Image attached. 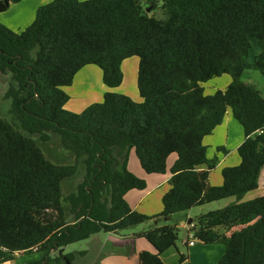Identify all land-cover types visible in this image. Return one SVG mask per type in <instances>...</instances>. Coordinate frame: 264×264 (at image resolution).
<instances>
[{"label": "trees", "instance_id": "1", "mask_svg": "<svg viewBox=\"0 0 264 264\" xmlns=\"http://www.w3.org/2000/svg\"><path fill=\"white\" fill-rule=\"evenodd\" d=\"M21 1L0 0V14ZM252 38L259 52L249 63ZM129 57L138 58L140 103L108 91L81 113L65 109L63 88L79 70L95 65L103 84L116 88ZM251 71L264 77V0H52L21 32L0 24V75L11 76L4 98L13 119L0 117V264L17 254L35 255L24 264H68L67 245L146 223L137 237L155 252H139L138 263L164 264L160 255L178 240L177 224H166L173 215L258 187L264 96L243 81ZM223 74L227 87L204 95L202 83ZM228 113L243 131L239 164L224 167L222 184L211 186L217 158L203 140ZM55 134L73 162L52 163L34 139ZM131 151L146 174H165L176 155L157 215L125 200L146 187L127 170ZM189 233L199 244L224 245L217 264H264V196L202 214ZM186 260L179 254L178 264Z\"/></svg>", "mask_w": 264, "mask_h": 264}, {"label": "rangeland", "instance_id": "2", "mask_svg": "<svg viewBox=\"0 0 264 264\" xmlns=\"http://www.w3.org/2000/svg\"><path fill=\"white\" fill-rule=\"evenodd\" d=\"M24 4L21 6H14L11 8V12H7L8 14H2L6 19H15L16 22H12L10 24L7 21H4V18L0 19V24L7 27L8 29L14 32H21L26 27H28L32 21L34 20L36 10L52 0H24ZM43 5H38V4ZM15 5V4H14ZM12 6V5H11ZM17 9H25V13L22 14L23 17L19 19ZM145 11L149 16H152L156 19H162L163 15L160 9H154L150 12L149 7L145 8ZM15 12V15H13ZM0 14V17L2 16ZM30 20V21H29ZM22 21V22H21ZM6 22V23H5ZM28 22V23H27ZM251 49L249 52L248 62L252 63L254 58L258 55L259 48L257 42L254 38L250 39ZM137 68H138V58L137 57H129L124 59L121 62L120 69L123 75L122 83L116 88L108 89L102 82V75L100 69L95 65H87L84 66L81 70L77 72L75 75L73 82L70 86H66L63 88L64 92L68 95L69 100L65 106V109L72 113H81L84 109H86L89 105L93 103H100L102 101L103 95L110 91L116 94L125 95L129 97L134 102H141V98L138 94L137 90ZM10 74L0 75V117L12 121V116L9 113L11 104L8 99L4 98L6 93L8 83L10 81ZM243 81L252 84L255 86L262 95L264 96V77L258 73L251 71L248 77H243ZM231 78L229 75L223 74L221 76L213 77L206 82L202 83L203 93L204 95H212L216 90H224L227 85L230 83ZM230 119V122H225L214 132L213 136L208 135L204 138L203 144L207 147V156L211 159L216 157L217 159H222V152L216 150V144H222L225 146L227 151H231L234 146L238 143L240 139L243 140V131L241 126L238 124L236 120L233 119L232 115H227ZM216 127V128H217ZM215 128V129H216ZM40 146L42 153L44 156L55 164H65L73 162V154L68 150H65L60 143V137L58 135H51L49 141L42 142L38 139V137H34ZM222 148V147H221ZM172 155L171 157H174ZM237 156L236 152L232 154V156L228 157V160L222 165L218 166L217 169L212 172V182L217 178L221 180V170L228 165H231L233 158L235 159ZM141 170L139 162L133 151L129 153L128 161H127V170L130 172H137V170ZM144 173V172H143ZM155 177H160L155 176ZM80 178H77L73 181H67L64 185L65 193L73 191L76 189V185L80 182ZM254 191V190H253ZM249 191V192H253ZM264 195V187L256 193L257 196ZM235 198V197H231ZM231 203V200H219L214 201L212 203L206 204L202 207H194L192 211L189 213V217L186 220L192 219L195 220L196 217L200 216L203 213H207L210 211L218 210L224 208L228 204ZM155 211V210H154ZM161 212V211H160ZM187 212H182L173 215L170 220L166 222L168 225L177 224L178 226V240L176 242V246L183 249V253L186 254V247L182 244L183 240L189 239L193 241L195 244H199L197 241L192 240L191 234L189 233L190 226H186L185 228H180L179 226V218H185ZM159 225H163V223H159ZM151 226V223H146L143 225L135 226L133 228L123 230L124 233H128L131 230H141L143 227ZM112 245V241L109 238V235L101 232L89 237V239L82 240L79 242H75L64 247L63 254H70V261L68 264H103V260H107L106 254L109 252V247ZM57 253L53 252L50 254L51 257H55ZM35 255H23L17 254L15 256V260L6 264H24L28 259L34 257ZM127 263V262H126ZM202 264V263H201Z\"/></svg>", "mask_w": 264, "mask_h": 264}, {"label": "crops", "instance_id": "3", "mask_svg": "<svg viewBox=\"0 0 264 264\" xmlns=\"http://www.w3.org/2000/svg\"><path fill=\"white\" fill-rule=\"evenodd\" d=\"M24 2L25 1L22 0L20 3L10 6L7 12H11V10H13L11 9L13 6L14 8L16 6H21V4H24ZM38 5H43V4H41L40 2V4ZM17 11H18L19 19H21L23 17L22 14L25 13V9H17ZM7 12L5 14H8ZM13 15H15V12ZM1 18H4L3 15L0 17V19ZM4 21H7V23L10 24L12 22H16L17 20L15 19L10 20L9 18L8 19L4 18ZM229 114L230 113H228L227 115ZM227 115L223 120L221 126L223 125V123L227 121L230 122V119ZM218 127L221 128L220 126ZM218 127L214 129L211 136L215 134L214 132L218 130ZM242 141L243 140L240 139L236 144V146H234V148L231 151L230 150L227 151L224 145L218 144L220 142L216 144V148L222 147L225 149L226 153L222 152V159L219 158L217 159L215 170L217 169L218 166H222L226 162V160H228V157L232 156L233 153L236 152L237 154V148L242 143ZM172 155H170L168 158L167 172L165 174H146L143 170L141 171L140 169L137 170V172H131L138 178L143 179L146 184V187L143 190H131L125 194V200L132 210L137 211L149 217L157 215L160 213V211H162L161 198L170 188L168 183L171 177L170 168L176 160V155L174 157H171ZM238 164H239V157H236L235 159L233 158L231 165L225 167L237 166ZM212 172H210L209 175L210 185L220 186L222 184V179L218 180L217 178H215L214 182H212ZM159 175L160 177H155ZM257 183H258V187L253 192H246L235 198L229 197L231 203L246 202L255 199L257 197H260V196L256 197V193H258L264 187V165L259 172ZM226 199L228 198L222 200H226ZM202 206H198V207H202ZM193 208L185 211L187 212L185 218H179L180 228H185L186 226H190L191 223L189 224L188 221L192 222L193 220L192 219L186 220V219L189 217V213L192 211ZM146 228L147 227L145 226L141 230L135 229L133 231L131 230L128 233H124L123 231H120L118 233H106L109 235V238L112 241V245H110L109 252L106 254V257H108V259L103 260L104 261L103 264H139L137 257L139 252L141 251H148L151 253L155 252L154 248L146 240L137 237V234ZM188 243L189 242L187 240L182 241V244L186 247L187 260L181 264H201V263L217 264L218 260L222 257L225 251V247L222 243L207 244V245L195 244V243L193 245H189ZM179 254H184L183 249L175 246L164 251L160 255V259L164 264H178Z\"/></svg>", "mask_w": 264, "mask_h": 264}, {"label": "built area", "instance_id": "4", "mask_svg": "<svg viewBox=\"0 0 264 264\" xmlns=\"http://www.w3.org/2000/svg\"><path fill=\"white\" fill-rule=\"evenodd\" d=\"M188 244H189V245H193V244H194V242H193V241H190Z\"/></svg>", "mask_w": 264, "mask_h": 264}, {"label": "water", "instance_id": "5", "mask_svg": "<svg viewBox=\"0 0 264 264\" xmlns=\"http://www.w3.org/2000/svg\"><path fill=\"white\" fill-rule=\"evenodd\" d=\"M188 223L190 224L191 222H190V221H188Z\"/></svg>", "mask_w": 264, "mask_h": 264}]
</instances>
